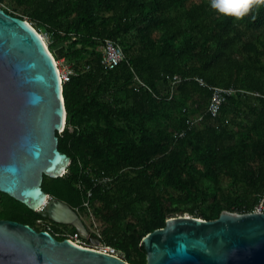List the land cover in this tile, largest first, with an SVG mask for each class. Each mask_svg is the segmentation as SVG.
<instances>
[{
	"label": "trees",
	"instance_id": "16d2710c",
	"mask_svg": "<svg viewBox=\"0 0 264 264\" xmlns=\"http://www.w3.org/2000/svg\"><path fill=\"white\" fill-rule=\"evenodd\" d=\"M0 7L42 30L54 60L72 71L62 84L65 129L56 134L70 162L61 176L44 175L41 189L92 218L100 241L124 261L145 264L140 241L168 218L250 213L264 198V7L240 20L218 15L208 0ZM106 39L124 55L113 69L100 64ZM212 87L234 90L215 116ZM41 219L0 192V220L41 231ZM59 225L66 230L48 231L59 241L55 234L75 232Z\"/></svg>",
	"mask_w": 264,
	"mask_h": 264
},
{
	"label": "water",
	"instance_id": "95a60500",
	"mask_svg": "<svg viewBox=\"0 0 264 264\" xmlns=\"http://www.w3.org/2000/svg\"><path fill=\"white\" fill-rule=\"evenodd\" d=\"M44 41L28 21L0 7V192L96 244L74 209L41 189L44 175L59 177L70 162L57 147L66 112L59 72ZM140 242L145 264H264V213L171 217ZM0 264L129 263L0 220Z\"/></svg>",
	"mask_w": 264,
	"mask_h": 264
},
{
	"label": "built area",
	"instance_id": "2783aa9c",
	"mask_svg": "<svg viewBox=\"0 0 264 264\" xmlns=\"http://www.w3.org/2000/svg\"><path fill=\"white\" fill-rule=\"evenodd\" d=\"M124 59L123 52L118 44L111 40H104L102 45V54L100 58V64L105 69H113L114 67L118 66ZM72 74L71 69L68 67L65 70L59 71L60 81L61 84L69 80L70 75ZM244 92V91H241ZM234 93L233 89L228 88H220V87H212L211 88V97L208 105V111L212 116L217 115L220 105L224 102L225 98L231 94ZM249 93L250 92H246ZM256 96H258L257 93H252ZM65 129V124L63 128L59 131V133H62ZM69 130L72 131V128L69 127ZM98 183H108L110 179L108 177L95 180ZM91 192L90 190L85 191V198L83 199V202L81 204L82 207L88 208V198L90 197ZM50 197V196H48ZM264 198L261 199V201L257 204V206L253 209L252 212H258V213H264V204H263ZM74 211L77 213V208L74 209ZM81 218V217H80ZM86 226L88 232L92 234L95 238L98 239V243H90L86 238L81 237L76 231L75 232H62L55 234V236L63 237V239L68 240L73 245H76L81 248H87V249H93L102 253H106L108 255L116 256L118 258L122 257L120 254L111 246L103 244L100 239L101 235L97 228L96 223L92 220L88 222V220L85 221L83 218L81 219ZM37 223H42L44 226L45 220H37ZM43 230H46L47 232L50 231V228H43Z\"/></svg>",
	"mask_w": 264,
	"mask_h": 264
},
{
	"label": "clouds",
	"instance_id": "9594fccd",
	"mask_svg": "<svg viewBox=\"0 0 264 264\" xmlns=\"http://www.w3.org/2000/svg\"><path fill=\"white\" fill-rule=\"evenodd\" d=\"M208 5L222 17L240 20L264 7V0H208Z\"/></svg>",
	"mask_w": 264,
	"mask_h": 264
},
{
	"label": "rangeland",
	"instance_id": "374dc122",
	"mask_svg": "<svg viewBox=\"0 0 264 264\" xmlns=\"http://www.w3.org/2000/svg\"><path fill=\"white\" fill-rule=\"evenodd\" d=\"M26 17H24V19H25ZM30 23V22H29ZM31 24V23H30ZM32 25V24H31ZM38 32H39V34L43 37V39L45 40V43L47 44L48 43V38H47V36L45 35V33L42 31V30H37ZM56 62V64H57V67H58V69H59V71H62V70H65V69H67L68 68V65L64 62V60H57V61H55ZM224 184H225V186L226 187H229V183H226V182H224ZM85 223H86V221H85ZM37 225L39 226V227H41L42 229L43 228H47V227H49L50 229H52V227H51V225L50 224H48V223H44V226H43V224L42 223H37Z\"/></svg>",
	"mask_w": 264,
	"mask_h": 264
},
{
	"label": "flooded vegetation",
	"instance_id": "af4514ba",
	"mask_svg": "<svg viewBox=\"0 0 264 264\" xmlns=\"http://www.w3.org/2000/svg\"><path fill=\"white\" fill-rule=\"evenodd\" d=\"M45 222L48 223V224H50L51 227H52V229H53V228H58V229H61V230H66V229H64L63 226H61V225H59V224H55V223H53V221L46 220ZM57 225H59V226H57ZM50 230H51V229H50ZM67 230H68V229H67Z\"/></svg>",
	"mask_w": 264,
	"mask_h": 264
},
{
	"label": "bare ground",
	"instance_id": "6f19581e",
	"mask_svg": "<svg viewBox=\"0 0 264 264\" xmlns=\"http://www.w3.org/2000/svg\"><path fill=\"white\" fill-rule=\"evenodd\" d=\"M54 62H55V60H54ZM55 65H56L57 71L59 72V69H58V67H57V64H56V62H55Z\"/></svg>",
	"mask_w": 264,
	"mask_h": 264
}]
</instances>
